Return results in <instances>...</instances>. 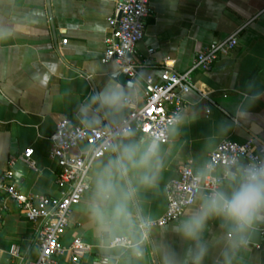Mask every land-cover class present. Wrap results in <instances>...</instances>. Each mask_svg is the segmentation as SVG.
I'll use <instances>...</instances> for the list:
<instances>
[{
    "label": "crops",
    "instance_id": "1",
    "mask_svg": "<svg viewBox=\"0 0 264 264\" xmlns=\"http://www.w3.org/2000/svg\"><path fill=\"white\" fill-rule=\"evenodd\" d=\"M149 2L151 14L145 18L143 37L136 44L140 67L129 79L137 84L127 90V97L139 103L143 101L144 78H157L164 61H173L174 70L186 72L203 47L241 26L243 29L230 53L219 56L207 70L191 72L198 89L184 94L181 121L170 127L168 141L160 143L162 164L155 184L139 186L134 173L122 182L129 193L134 223H114L106 230L96 225L89 212L95 176L115 153L110 149L91 164L89 188L80 202L71 206L60 238L63 245L73 237L91 245L80 264H99L101 255L109 256L115 264H192L189 249L193 244L175 229L207 194L200 191L177 220L156 225L166 210L167 185L184 165L201 179L210 152L224 139H251L256 149L264 152V11L258 14L264 0ZM114 9L115 0H0V29L7 30L6 38L0 39V176L8 169L11 156L33 148L36 170L21 161L11 168L17 187L25 193L60 196L58 167L49 156L50 136L58 120L65 117L75 125L89 127L106 125L119 121L132 109L126 103L122 111L107 113L89 103L105 79L118 69L113 61H101L107 18ZM250 82L254 85L251 89L247 87ZM237 110L248 111L249 118H236ZM128 139L148 138L132 133L113 145ZM85 149L86 145L80 144L71 153ZM241 165L245 163L214 170L216 175L226 174L220 189L230 192L235 187ZM5 204L0 222V264H27L39 253L40 222L28 220L12 201L5 199ZM262 227L264 223L246 234L248 243L241 246L232 225L210 217L202 233L201 243L206 247L202 264H264ZM115 236L129 238L132 245L110 246ZM13 244L18 246V257L9 254ZM134 245L142 249L141 257L133 255ZM58 264H71L68 255L60 256Z\"/></svg>",
    "mask_w": 264,
    "mask_h": 264
},
{
    "label": "built area",
    "instance_id": "2",
    "mask_svg": "<svg viewBox=\"0 0 264 264\" xmlns=\"http://www.w3.org/2000/svg\"><path fill=\"white\" fill-rule=\"evenodd\" d=\"M263 11L264 8L258 14ZM150 14L149 0H115L114 13L107 18L108 32L104 37L105 49L101 61H113L129 79L138 74L140 66L136 60V44L143 37L144 20ZM242 29L243 26L226 38L203 47L186 72L179 73L173 69V61H164L157 78L152 75L144 78L143 101L139 103L127 97V104L132 109L117 122L89 127L75 125L65 117L58 120L50 136L49 156L58 167L56 184L60 189L59 197L25 193L17 187L11 168L14 163L21 161L36 170L32 159L33 148H26L18 156L9 158L8 169L0 176V222L6 210L5 199L22 210L28 220L40 222L37 232L39 253L35 260L27 264H58V258L64 254L68 255L71 264L82 262L83 257L91 251V245L80 237H73L69 244L63 245L60 238L68 225L71 206L78 204L89 188L87 174L91 164L110 150L117 139L132 133L143 138L158 137L161 144L166 143L170 127L176 124L171 117H180L184 107V94L191 89H198L192 81L191 72L195 69L207 70L219 56L230 53ZM62 42L66 43V39ZM80 144H85L86 149L71 153ZM240 162L245 165H264V152L257 150L251 139L244 142L224 139L210 152L206 173L201 179L189 165L182 166L179 176L167 185L166 210L154 223L164 225L177 220L184 208L194 203L200 191L208 195L213 189L219 188L226 174L216 175V168L229 169ZM260 232L264 236V227L260 228ZM109 245L127 248L132 242L125 236H115ZM9 254L18 257L16 244L10 247ZM99 264L115 262L109 256L101 255Z\"/></svg>",
    "mask_w": 264,
    "mask_h": 264
},
{
    "label": "clouds",
    "instance_id": "3",
    "mask_svg": "<svg viewBox=\"0 0 264 264\" xmlns=\"http://www.w3.org/2000/svg\"><path fill=\"white\" fill-rule=\"evenodd\" d=\"M6 36L7 30L0 29V39ZM119 75L120 72L115 71V75L105 79L103 87L92 95L89 103L98 105L107 113L122 111L127 103V90L135 88L137 81L122 84ZM247 87L251 89L254 85L250 82ZM84 111L87 115V109ZM249 115L246 110L235 113L236 118L245 121ZM171 120L179 124L181 118L173 115ZM111 150L115 155L97 171L89 205L90 216L101 230L114 223L125 226L134 223L129 193L122 182L134 173L139 186L150 187L155 184L162 164L158 137L142 141L128 139V142L112 145ZM210 217H218L232 225L239 235L240 245L246 246V234L264 223V165H241L235 187L230 192L213 189L202 198L199 207L176 226L175 231L193 244L189 249L192 264H202L206 253V247L201 243L202 233ZM132 252L137 257L143 254L139 245L132 246Z\"/></svg>",
    "mask_w": 264,
    "mask_h": 264
},
{
    "label": "water",
    "instance_id": "4",
    "mask_svg": "<svg viewBox=\"0 0 264 264\" xmlns=\"http://www.w3.org/2000/svg\"><path fill=\"white\" fill-rule=\"evenodd\" d=\"M115 71H119L120 72V75L118 77L120 83L123 84V83H126L127 81H129V78L123 72H121V70L117 69ZM115 71L112 72L110 75H115Z\"/></svg>",
    "mask_w": 264,
    "mask_h": 264
}]
</instances>
